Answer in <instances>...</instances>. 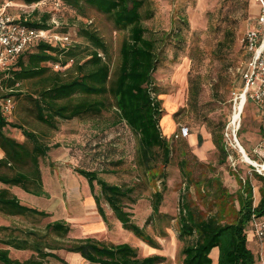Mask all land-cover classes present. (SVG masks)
Instances as JSON below:
<instances>
[{
  "label": "rangeland",
  "instance_id": "1",
  "mask_svg": "<svg viewBox=\"0 0 264 264\" xmlns=\"http://www.w3.org/2000/svg\"><path fill=\"white\" fill-rule=\"evenodd\" d=\"M4 1L17 18L40 22L46 17V42L74 53L69 56L64 51L58 55V62L46 63L49 70L45 76L60 72L61 78L67 79L74 61L80 58L83 62L88 58L85 54L92 47L79 36L80 26L93 29L102 38L108 50L105 60L110 72L116 70L120 44L127 31L117 28L105 13L91 6H84L82 13H78L61 0ZM259 8L255 0H148L142 6L144 36L153 40L156 48L152 95L160 102L159 129L170 147L165 163L162 151L156 149L153 158L140 164L137 136L120 119L109 94L90 96L103 99L105 105L99 113L55 118L54 127H50L36 119L35 107L29 98L35 96L45 81L26 79L8 88L3 81L5 76L0 75V97L12 99V109L5 116L9 122L4 127L5 134L25 142L23 129H26L49 146L47 154L38 159L46 196H35L19 186L0 182V188L8 189L22 204L48 212L44 217L0 212V249H8L13 259H27L32 253L30 250L14 249L1 240L8 234L22 236V230L43 232L45 225L54 220L69 223L65 240L91 236L105 243H136V236L122 228L103 198L100 203L104 219L98 214L94 194H100V188L94 181L92 191L77 169L94 171L108 183L132 189L130 196L134 203L125 199L124 209L157 242V248L149 253L160 257L155 264H182L180 250L184 243L177 238L178 207L182 200L201 216L220 211L226 217H233L242 195L250 194L252 205L257 204L255 201L264 187V169L245 162L237 148L241 146L250 159L264 165V134L260 130L258 110L251 101L244 105L234 136L225 126V151L213 145L205 161H198L191 153L190 137L174 138L173 134L179 125H187L190 134L201 132L210 137L212 130L228 124L232 91L241 88L240 71L249 58L243 37L254 26ZM148 11L151 14L145 17ZM62 35L68 39L61 43L54 39ZM12 123L20 127H13ZM20 169L28 170V165ZM155 191L162 194V199L159 214L151 215ZM248 246L253 245L248 243ZM55 253L68 264L79 262L78 255L64 249ZM138 254L141 256V252ZM255 254L254 264H264V254L263 258ZM44 263L64 264L52 257H47Z\"/></svg>",
  "mask_w": 264,
  "mask_h": 264
},
{
  "label": "trees",
  "instance_id": "2",
  "mask_svg": "<svg viewBox=\"0 0 264 264\" xmlns=\"http://www.w3.org/2000/svg\"><path fill=\"white\" fill-rule=\"evenodd\" d=\"M64 5L82 13L84 6L94 7L105 13L119 29L127 31L119 48V63L111 73L105 60L108 50L105 42L93 29L80 26L79 36H82L92 47L86 52V58L74 61L71 75L67 79L61 78L60 72L53 76H45L49 70L48 62H58V55L64 48L52 46L48 42L32 43L16 58L13 65L3 69L4 82L8 88L26 79L39 78L45 84L29 96L35 107V117L38 121L54 127L55 118L70 119L84 114H97L104 108L103 99H91L90 96H105L109 94L113 99V106L120 119L136 134L139 146V162L146 164L154 157L156 149L162 151L163 162L168 161L170 147L161 135L159 118L161 115L160 102L152 95V74L155 69V42L144 36L142 25V6L148 0H61ZM150 11L145 17H149ZM29 27L47 29L46 17L40 22L26 21ZM73 56L72 51H65ZM102 55H101V54ZM65 65V61L61 62ZM1 77V76H0ZM1 98V97H0ZM3 98V97H2ZM9 122L0 110V182L5 185H16L25 192L35 196H46L40 176L39 157L47 154L49 146L29 130L23 129L25 142H19L4 132ZM18 127L16 123L11 124ZM222 124L216 131H211V141L221 152H224ZM20 127V126H19ZM190 135V133H189ZM188 135V137H189ZM187 138V137H186ZM203 139L197 134V144ZM225 159V156L222 160ZM28 165V170H21ZM18 168V169H17ZM4 169L14 170L12 173ZM150 169L147 168L148 173ZM88 182L93 191L94 181L100 188V194L95 195L98 214L104 219L105 213L100 198L109 205L113 215L120 222L122 228L133 233L149 245L157 247L155 240L144 232L143 227L134 223L131 213L124 209V200L134 203L130 196L131 188L111 184L99 178L94 171L77 169ZM151 202L152 214L158 215V206L162 199L159 191L154 192ZM239 207L233 217H226L216 211L201 216L190 209L183 200L178 207L177 238L184 245L180 250L182 264H211L210 252L214 247L218 249L217 264H254L255 257L247 246V226L252 214L260 215L264 211V187L260 191V199L252 205V197L240 196ZM0 212L7 215L44 217L48 212L32 206L22 204L21 201L6 188H0ZM3 229H5L3 227ZM70 225L65 220L48 222L43 232L34 229L21 231L22 236L8 234L1 242L17 250H30L27 259L20 261L8 255V249H0L2 264H45L47 257L55 258L68 264L60 258L55 250L64 249L66 252L77 253L89 263L97 264H155L160 257L151 255L140 258L137 249L129 243H105L91 236L65 240ZM52 236H49L51 235ZM48 237V238H47Z\"/></svg>",
  "mask_w": 264,
  "mask_h": 264
},
{
  "label": "built area",
  "instance_id": "3",
  "mask_svg": "<svg viewBox=\"0 0 264 264\" xmlns=\"http://www.w3.org/2000/svg\"><path fill=\"white\" fill-rule=\"evenodd\" d=\"M259 1V13L256 17L253 27L248 29L243 37V46L249 54L240 71L241 88L232 91V112L239 111V106H243L247 101H251L258 110L260 119V130L264 134V0ZM9 3L0 0V69H8L12 62H15L17 56L28 48L32 43L39 41H48L45 37L46 29L29 27L25 19L17 18L9 9ZM61 43L67 40V35L60 38L55 36ZM12 109L11 96L0 98V110L4 116L10 113ZM231 115V117H232ZM229 121L226 129L235 135L234 121ZM232 130V131H231ZM190 133L187 125H179L174 132V138H186ZM248 227L252 230L255 238L260 244H264V211L260 215L252 214Z\"/></svg>",
  "mask_w": 264,
  "mask_h": 264
},
{
  "label": "crops",
  "instance_id": "4",
  "mask_svg": "<svg viewBox=\"0 0 264 264\" xmlns=\"http://www.w3.org/2000/svg\"><path fill=\"white\" fill-rule=\"evenodd\" d=\"M255 1H257L259 3L258 0H255ZM258 13H257V15H258ZM200 134L202 136V139H204V141H202V143L200 145L196 144V142H197V134H195V135L190 134L189 135L190 138H189L188 145H189V148L191 150V153H193V155L196 156L198 161H205L204 159H206V156L211 151V147L213 146V143H212L211 138H210L211 136L210 137H206L201 132H200ZM259 199H260V197L258 196L256 201H255V203H258ZM134 241L136 243H134L133 245L132 244H130V245L137 249V253L141 252V256H139L140 254H138V256L140 258L146 257V256H151V255H157V254H149L152 249L155 250V248H157V247H153V246L149 245L148 243H146L145 241H143L142 239L137 238V237H136V239ZM248 243H251L253 246L252 247L248 246ZM156 244H157V242H156ZM247 246L251 249V251L253 252V254L255 256H256L255 253H257L258 258H263L264 244H260L258 242V240L255 238L252 230L248 226H247ZM71 254L78 255V257H79L78 264H97V263H89L88 261L84 260L77 253H71ZM210 257H211V261H212L211 264H217V257H218V249H217V247H214L211 250Z\"/></svg>",
  "mask_w": 264,
  "mask_h": 264
},
{
  "label": "bare ground",
  "instance_id": "5",
  "mask_svg": "<svg viewBox=\"0 0 264 264\" xmlns=\"http://www.w3.org/2000/svg\"><path fill=\"white\" fill-rule=\"evenodd\" d=\"M243 106H239V111L238 112H235L232 117L230 115V119L229 121L231 122L230 124H232V122L234 121V126H232V128H234V130L237 128V122H240V116H241V112L243 110ZM232 131V130H231ZM237 148L238 150L241 152V155H242V159L245 161V162H248V163H251L253 165H255L259 170L261 169H264V165L262 164H258L256 163L254 160L250 159L245 153L243 150H241L240 146L237 145ZM260 167V168H259Z\"/></svg>",
  "mask_w": 264,
  "mask_h": 264
},
{
  "label": "water",
  "instance_id": "6",
  "mask_svg": "<svg viewBox=\"0 0 264 264\" xmlns=\"http://www.w3.org/2000/svg\"><path fill=\"white\" fill-rule=\"evenodd\" d=\"M241 150H244L241 146H240Z\"/></svg>",
  "mask_w": 264,
  "mask_h": 264
}]
</instances>
